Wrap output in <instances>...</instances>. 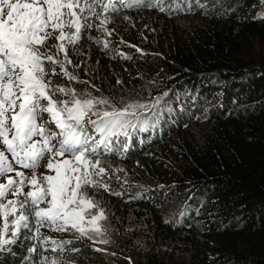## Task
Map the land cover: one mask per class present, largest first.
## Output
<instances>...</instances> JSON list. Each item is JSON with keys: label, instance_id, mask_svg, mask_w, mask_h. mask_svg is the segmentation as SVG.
Returning <instances> with one entry per match:
<instances>
[{"label": "trees", "instance_id": "1", "mask_svg": "<svg viewBox=\"0 0 264 264\" xmlns=\"http://www.w3.org/2000/svg\"><path fill=\"white\" fill-rule=\"evenodd\" d=\"M123 1L119 11L161 28L160 78L140 104L151 117L117 140L121 150L99 152L160 172L169 190L107 193L134 208L121 226L126 248L135 264H264V0ZM110 57L120 66L133 55ZM41 227L30 216L0 247V264H63L65 244L54 251L62 241ZM72 252L77 264H124L82 243Z\"/></svg>", "mask_w": 264, "mask_h": 264}, {"label": "snow or ice", "instance_id": "2", "mask_svg": "<svg viewBox=\"0 0 264 264\" xmlns=\"http://www.w3.org/2000/svg\"><path fill=\"white\" fill-rule=\"evenodd\" d=\"M85 11L91 14L93 7L81 6V0H0V247L28 227L30 216L55 231L103 234L98 225L102 210L85 219L86 212L99 207L85 189L109 191L98 179L106 175L99 149L111 151L109 138L125 134L122 130L131 124L126 118L135 115L130 109L136 105L117 109L107 98H81L55 79L77 80L66 68L72 64L68 45L90 27ZM51 39L56 44L48 47ZM98 105L112 110L98 113ZM89 113L99 117L88 120L99 140L85 130ZM46 154L44 168L50 174H38ZM18 168L30 170L31 176ZM8 196L15 199L5 202ZM68 243L52 241L53 250Z\"/></svg>", "mask_w": 264, "mask_h": 264}, {"label": "rangeland", "instance_id": "3", "mask_svg": "<svg viewBox=\"0 0 264 264\" xmlns=\"http://www.w3.org/2000/svg\"><path fill=\"white\" fill-rule=\"evenodd\" d=\"M109 1L81 0V6L84 3L92 5L93 12L91 14L88 11L83 13L87 17V24L90 27L84 28L81 39L75 45H68L69 58L72 64L66 65V68L77 77V80L69 81L62 75L55 79L63 85L75 89L81 98H86L85 94H91L97 98H107L117 109H123L128 104L136 105L134 109H130V111L135 112V115L126 118L131 121V124L122 130L125 133L131 130L138 121L143 120L146 116L151 117L153 113V109L147 110L144 106L140 107V104L142 101H148L145 103L149 106L156 96L160 71L154 63L158 58L156 45L161 41L159 34L161 28L157 22L150 18L126 15L119 11L124 8L123 0H111L112 3H108ZM107 5L114 7L116 12L109 11ZM93 13H105L106 16H99L94 20L88 19ZM102 21L103 23H101ZM55 44V39L47 42L48 47ZM53 51H55L54 48ZM112 51L113 54L120 55V57L125 54H132L133 58L119 66L110 57ZM105 110L111 111L112 109L106 105H98L94 109L98 113ZM43 119H48L47 114H44ZM89 119L99 120V117L89 113V117L85 119V130L89 135L95 136L99 140L100 136L92 130L94 126L88 123ZM50 127L55 130L54 125H50ZM127 135L121 134L110 137L108 147L121 150L122 145L117 146V140L123 138L125 141L128 139ZM102 149L106 150L103 146ZM47 160L48 155L46 154L41 161V166L37 169L38 174H50L44 168ZM101 161L102 166L106 169V175L98 179H102L110 188L109 191L95 188L85 189L99 206L86 212L85 219L87 221L92 214L102 210L104 218L98 221V225L102 228L103 234L98 235L89 230L87 235L81 236L79 232L68 230L64 237H61L54 236L53 232L51 233L49 230L51 227L47 225L40 228L44 237H50L52 240L58 238L62 243L70 241V243L65 244L64 255L59 256V260L63 264L78 263L77 254L72 252L74 245L78 243L94 248L100 257L116 258L121 259L124 264H135L134 253L128 249L131 246L124 243L121 236V226L127 225L130 217L134 214V208L118 203L107 193L122 192L123 190L127 192L128 188L135 187L138 191H149L147 197L153 198L169 191L164 189L166 182L160 172L154 173L142 168L139 164H125L106 156H101ZM17 170L24 171L28 177L31 176V171L28 169L18 168ZM0 182H4V178H0ZM27 190L26 187L25 191ZM7 199H15V197L8 196L5 202ZM41 207H46V205L42 204ZM2 225L3 221L0 219V227ZM85 226L87 227V225ZM8 238L11 239L12 237L9 236ZM74 241H76L75 244Z\"/></svg>", "mask_w": 264, "mask_h": 264}]
</instances>
